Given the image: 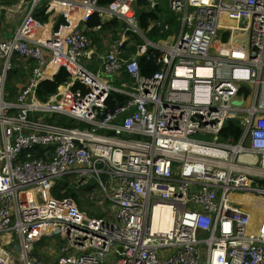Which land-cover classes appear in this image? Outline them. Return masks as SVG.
Segmentation results:
<instances>
[{
	"label": "built area",
	"instance_id": "obj_1",
	"mask_svg": "<svg viewBox=\"0 0 264 264\" xmlns=\"http://www.w3.org/2000/svg\"><path fill=\"white\" fill-rule=\"evenodd\" d=\"M28 1L42 0L16 8ZM44 1L62 5L69 26L54 32V18L51 35L34 31L47 25L31 5L0 39V264L56 239L68 244L51 264H264V0ZM161 3L175 24L160 18L142 29L139 11ZM94 15L123 26L91 70L87 33L102 31L88 30ZM143 56L159 67L153 77L141 73ZM23 67L31 77L8 100L9 74ZM63 68L70 81L41 102L38 86ZM113 93L129 100L112 109ZM241 116L239 141H223ZM66 177L95 184L106 219L54 196ZM31 258L22 264H49Z\"/></svg>",
	"mask_w": 264,
	"mask_h": 264
},
{
	"label": "trees",
	"instance_id": "obj_2",
	"mask_svg": "<svg viewBox=\"0 0 264 264\" xmlns=\"http://www.w3.org/2000/svg\"><path fill=\"white\" fill-rule=\"evenodd\" d=\"M7 3H12L14 0H4ZM15 2V1H14ZM111 1L110 0H99V4L101 6H107ZM63 10H52L51 7L48 5L43 6L42 8L36 10L34 12V20L40 23V25L45 26L47 25V29L49 30L47 33L48 35H51V28H52V21L55 19V27H54V32H58L61 26H69L68 21L64 17V14H62ZM159 13H164L163 10L159 9L158 11H148V10H142L139 11V24L142 29H147L149 26V23L151 21L159 19L160 15ZM166 15V20L170 21L172 25L175 24V18L171 13L165 12ZM121 23L117 20L111 21L109 23L103 24L101 19L98 17V15H94L91 17L90 21L87 24L88 30H91L96 27H101V30H109L111 28L114 29H120L121 28ZM87 34L94 35L95 33L93 32H88ZM158 36V31H154L152 34H150L148 37L150 40L155 41ZM227 36H225V39ZM137 40L139 43H142V41L137 37ZM139 66L141 69V73L145 77H153L158 71L159 67L154 63L153 61L147 60L146 56L139 57L138 59ZM23 69H16L12 73L9 74L8 77V82L6 84V87L8 88V91L10 92H15L16 93V88L13 87V81L19 80V78H23L22 76L24 75ZM71 79L70 74L66 71V69H61L60 72L52 79V80H46L40 83V85L37 88V98L45 103L47 100L55 95L59 88L69 82ZM123 80L126 82H130V79L128 76H124ZM119 83L116 82V85ZM80 86H75L74 89H78ZM129 98L113 93L110 95L108 99V105L110 108L115 109L118 106L125 105ZM244 117L241 116L239 121H229L225 128L223 129L221 133V139L223 141H229L231 140L232 142H237L239 141L243 129H242V119ZM58 122L59 125L62 126H69V127H75L76 125L72 120L66 119V117H56L55 118ZM69 177L63 178L61 181V185L59 188V191L57 190L54 191V196L59 199H65V198H72L79 202V194L77 191L72 190L70 187V183L68 182ZM75 185V184H74ZM95 184L94 183H89L85 187L82 188L83 193H88V192H94L95 190ZM62 191H64L62 193ZM90 215H95L90 212Z\"/></svg>",
	"mask_w": 264,
	"mask_h": 264
},
{
	"label": "rangeland",
	"instance_id": "obj_3",
	"mask_svg": "<svg viewBox=\"0 0 264 264\" xmlns=\"http://www.w3.org/2000/svg\"><path fill=\"white\" fill-rule=\"evenodd\" d=\"M7 2H5L4 0H0V4L3 7V9H9L10 11H17V14L14 15V20H18V26L20 27L21 24L23 23L24 19L26 18V16L29 13V8L31 7V1H28L26 3V5L22 8H15L12 9L11 6L12 5H6ZM45 4H51L52 5V9L55 10H64V7L60 4L54 3V2H49V1H44L38 4V8L42 7ZM147 10V8H146ZM164 13L161 16V18L164 17L165 12L170 13L169 8L165 5V8L163 9ZM9 15V16H8ZM13 15L12 12H7V11H3L0 10V16H2L4 18V22L5 24H8V17H11ZM16 21H14V23H17ZM122 25V24H121ZM46 30H48L47 28H34V31H38L42 34H46ZM9 37L13 36V33H10L8 35ZM90 38L92 39L93 43H94V47L96 48V54L94 55V58L91 60L90 62V66L89 68L91 70L97 68V63H96V58L99 55H103L106 51V47L109 45V43L111 41H115L118 38V29H114L111 28L109 30H104V31H100V32H95L94 35H89ZM240 36V35H238ZM230 38V36H229ZM135 40V39H134ZM237 41V39L235 40V42ZM228 52H230V47L228 48ZM232 53V52H231ZM120 80H118L117 82L119 83ZM25 85L26 81L23 78H19V80L13 81V87L16 88V93L15 92H10L8 91V88L6 87V98L8 100L13 101L17 96H18V92L21 90L25 89ZM19 87V88H18ZM23 87V88H22ZM20 89V90H19ZM19 90V91H18ZM198 139H201L199 136H197ZM75 180H68L69 183H73ZM88 185V184H87ZM70 187L72 188V190L77 191L79 194V202H76L78 208L80 211H82L83 213H85L87 215V217L90 220L93 219H97V218H105L106 216L109 215V205L104 202L100 196V191L98 188H95L94 192H86L83 193L81 190V184L80 185H74L71 184ZM195 191H197V189L195 188ZM90 212L95 214L90 215ZM67 241L61 240V239H56L54 241H48V242H43V243H39L37 245H35L30 251L29 250H25L23 251L22 249L19 248V253H15L12 255L13 260L15 261L14 264H20V262H18V259L21 258L23 263V256L25 257H29L32 258L31 259H36L39 261H42L44 263H49L51 264L54 260H56L59 257V253L61 248L64 245H67ZM11 247H9L10 249ZM20 255V258H19ZM9 264V263H7Z\"/></svg>",
	"mask_w": 264,
	"mask_h": 264
},
{
	"label": "crops",
	"instance_id": "obj_4",
	"mask_svg": "<svg viewBox=\"0 0 264 264\" xmlns=\"http://www.w3.org/2000/svg\"><path fill=\"white\" fill-rule=\"evenodd\" d=\"M12 5L14 8H15V3L14 1L12 3H6V5ZM11 6V8H12ZM0 10H3V7L1 6L0 4ZM9 12H11L9 10ZM13 11V15L11 17H8L7 20H8V24H5L4 22V18L2 16H0V39H7L9 38V34L10 33H14L16 31V29L18 28V20H14V15L17 14V12ZM9 16V15H8ZM14 21H16L17 23H14ZM104 31V30H102ZM29 67H27L26 69H24L23 67V73L24 75L22 76L23 79H25V81L27 82V80L31 77V69H28Z\"/></svg>",
	"mask_w": 264,
	"mask_h": 264
},
{
	"label": "water",
	"instance_id": "obj_5",
	"mask_svg": "<svg viewBox=\"0 0 264 264\" xmlns=\"http://www.w3.org/2000/svg\"><path fill=\"white\" fill-rule=\"evenodd\" d=\"M136 5H137L138 7H141V6H147L148 3H147L146 0H137ZM173 42H174V37H170L169 39H167V41H162L160 44H161L163 47H167V48H169V47L172 46ZM234 105H236V106H240V105H242V102H241V101H235V102H234ZM81 148H82V147H81Z\"/></svg>",
	"mask_w": 264,
	"mask_h": 264
},
{
	"label": "clouds",
	"instance_id": "obj_6",
	"mask_svg": "<svg viewBox=\"0 0 264 264\" xmlns=\"http://www.w3.org/2000/svg\"><path fill=\"white\" fill-rule=\"evenodd\" d=\"M15 2V8H16V5H17V3H18V1L19 0H14ZM111 1V0H110ZM41 2H44V0H42ZM41 2H39V3H41ZM50 2V1H49ZM39 3H37L36 5H34V4H31V5H34V7H36L35 8V10H34V12L36 11V10H38V9H40V8H42L43 6H46V5H48L49 7H50V4H45V5H43L42 7H40V8H38V4ZM148 3V2H147ZM165 5L167 6V4L165 3V4H162L161 3V5L156 9V10H153V11H158V9H161V10H163L164 8H165ZM148 6V5H147ZM168 7V6H167ZM15 8L12 6V9H14L15 10ZM6 9V8H5ZM29 9H31V7L29 8ZM53 10H55V9H53ZM146 10V9H145ZM6 11V10H5ZM55 11H57V10H55ZM149 11V10H148ZM170 12V11H169ZM171 13V12H170ZM172 14V13H171ZM159 15H160V17H159V19L161 18V16L163 15V13H159ZM173 15V14H172ZM174 16V15H173ZM166 15L164 14V17L162 18V19H164V20H166ZM158 20V19H157ZM155 21V20H154ZM167 21V20H166ZM152 22V21H151ZM52 24H53V21L51 22ZM54 26H55V24H54ZM92 183V182H91Z\"/></svg>",
	"mask_w": 264,
	"mask_h": 264
},
{
	"label": "bare ground",
	"instance_id": "obj_7",
	"mask_svg": "<svg viewBox=\"0 0 264 264\" xmlns=\"http://www.w3.org/2000/svg\"><path fill=\"white\" fill-rule=\"evenodd\" d=\"M209 72H210L209 70L200 69L199 75H208ZM156 214H158V213H156ZM170 215H171V213L168 209L163 213V217L166 218V220H164V224L162 225L163 229H168L170 227V223L166 222L168 220V218H170Z\"/></svg>",
	"mask_w": 264,
	"mask_h": 264
},
{
	"label": "flooded vegetation",
	"instance_id": "obj_8",
	"mask_svg": "<svg viewBox=\"0 0 264 264\" xmlns=\"http://www.w3.org/2000/svg\"><path fill=\"white\" fill-rule=\"evenodd\" d=\"M226 36H227V38H228V37L230 36V34H226ZM227 38H226V39H227Z\"/></svg>",
	"mask_w": 264,
	"mask_h": 264
}]
</instances>
